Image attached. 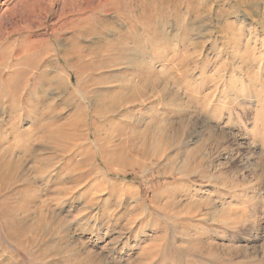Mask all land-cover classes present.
<instances>
[{
  "label": "rangeland",
  "instance_id": "obj_1",
  "mask_svg": "<svg viewBox=\"0 0 264 264\" xmlns=\"http://www.w3.org/2000/svg\"><path fill=\"white\" fill-rule=\"evenodd\" d=\"M138 53L146 77L129 63ZM140 78L165 82L177 100L138 89ZM19 99L21 129L9 135ZM189 115L228 145L209 147L184 176L191 142L170 127ZM0 120V164L21 158L14 173L0 171V264H73L54 238L37 243L38 231L33 243L7 241L6 217L32 220L42 208L49 232L63 219L108 264H136L167 229L157 205L174 199L232 211L186 220L214 252L187 255L176 230L143 264H264V0H0ZM176 156L181 164L168 165Z\"/></svg>",
  "mask_w": 264,
  "mask_h": 264
},
{
  "label": "bare ground",
  "instance_id": "obj_2",
  "mask_svg": "<svg viewBox=\"0 0 264 264\" xmlns=\"http://www.w3.org/2000/svg\"><path fill=\"white\" fill-rule=\"evenodd\" d=\"M199 19V18H197ZM202 29L201 27L198 29L200 30ZM198 38V37H197ZM201 40V39H200ZM205 45L206 42L203 41L201 42V45ZM199 46V45H198ZM194 47V46H193ZM195 49H197V46L195 45ZM245 52V51H244ZM199 53V52H197ZM195 54V53H193ZM198 55V54H197ZM236 55L238 58H240L243 62V65H241L240 67L242 68H245V65L247 66V62L244 60L245 59V56H240L242 55L240 53V51L236 50ZM196 57V56H195ZM141 53H138V56L135 57L134 59L130 57L129 59V62L131 65L135 64L138 66V70L137 71V75L138 74H144V76L146 77L147 75L145 74L146 69H145V65L148 66L149 64L144 62V61H141ZM249 60V58H247ZM240 60V61H241ZM49 67V66H48ZM130 67V66H129ZM250 70V69H249ZM245 71V70H244ZM55 72L52 68L48 70V73L46 74V76H51L52 73ZM57 76V75H56ZM143 76V75H142ZM49 78V77H47ZM55 78V77H54ZM149 78V77H148ZM46 79V78H45ZM144 79V78H143ZM56 80H57V77H56ZM150 80V79H149ZM156 79L154 78L152 81H148L146 82V80H143L140 78L139 79V86H136V87H139L138 89H142V87L146 88L145 86L148 84L150 89L160 95V97H163V96H166L171 103L175 102L177 99H176V93H174L173 91L171 92L168 87L166 86V83L164 82L163 84L161 83H157L155 81ZM46 81V80H45ZM160 81V80H159ZM45 83V82H44ZM17 90V89H16ZM18 92V91H17ZM126 96V95H125ZM133 98V97H132ZM139 98V97H138ZM166 98V99H167ZM178 102L179 103H182V99H178ZM49 103V102H48ZM114 104V103H113ZM112 104V105H113ZM121 104V103H120ZM32 105V104H31ZM183 106H188V104H182ZM37 108V106L35 105V109ZM112 108V106H111ZM116 108V107H115ZM115 108L113 107V111L115 110ZM111 109V110H112ZM23 109L21 108V111ZM105 111V110H104ZM20 112V111H19ZM7 113V112H6ZM106 113H109L107 110L105 111V114ZM9 115V114H8ZM20 115V114H19ZM100 115V114H99ZM103 115V114H102ZM22 116V115H21ZM97 116V115H96ZM101 117V116H100ZM195 117V116H194ZM193 116H190L189 115V118H185L184 120H182V123L179 124L178 128L175 129L173 126H171L170 128L171 129H174L176 130L174 133H173V138H176L178 140V142L180 143H183V141H189L191 142V149H189L187 151V154L186 156H182L184 157V160L182 161H179L182 163L181 165V169L180 171L182 172V174L184 176L188 175V174H194L195 171H197L198 169V165H197V162L198 161V158H202L203 156L207 155L208 153V148L211 147L213 148L214 150H217L219 151L220 149H224V148H227V145H228V142H227V137H228V134L225 133V132H222V131H219V130H215V128L211 125H209L208 123L202 121L200 118H194ZM22 118V117H20ZM24 118V117H23ZM18 120V116H16L15 118L12 117V120L13 121V124L11 126V128L8 130L9 132V135L13 132L14 130V127L16 126L17 128V133L18 131L20 130V127L18 128L16 121ZM18 122V121H17ZM6 123V122H5ZM9 124V123H8ZM75 124V122H74ZM4 126V125H3ZM9 128V127H8ZM79 128V127H78ZM58 129V128H57ZM60 129V128H59ZM171 132V131H170ZM16 133V132H15ZM3 134L2 132L0 133V135ZM8 134V133H7ZM68 134V133H67ZM75 134V133H74ZM167 134V133H166ZM165 133H162V135L164 136H167ZM161 135V136H162ZM3 136V135H2ZM51 136H52V133H51ZM50 136V138H51ZM44 139V138H43ZM54 139V138H53ZM61 139V138H60ZM160 139V138H159ZM188 139V140H186ZM47 140V139H45ZM57 140V139H56ZM55 140V141H56ZM161 140V139H160ZM175 140V139H174ZM176 140V141H177ZM49 141V140H48ZM51 141V140H50ZM168 141V140H167ZM173 141V140H171ZM175 141V142H176ZM44 142V141H43ZM42 142V143H43ZM170 142V140H169ZM48 143V142H47ZM50 143H53V140L52 142ZM60 144V143H59ZM63 144V143H62ZM164 144V143H163ZM166 144V143H165ZM164 144V145H165ZM178 144V143H177ZM41 145V144H40ZM39 145V146H40ZM55 146V144H53ZM52 145V146H53ZM157 145V144H156ZM169 145V144H168ZM244 146L246 145L243 141L240 140V142L238 143L237 146ZM38 145H35V147L32 148V151H34V153L36 152V149ZM44 146V145H43ZM158 146V145H157ZM171 146V144H170ZM64 147V146H63ZM172 147H174V145H172ZM229 147V146H228ZM248 147V146H247ZM42 148V147H41ZM49 148V147H48ZM177 148V147H176ZM63 149V148H62ZM161 149V148H160ZM169 149V148H168ZM44 151V150H43ZM46 151V150H45ZM146 151V150H145ZM42 153V151H40ZM48 152V150H47ZM212 152V151H211ZM145 153V152H144ZM186 153V152H185ZM31 155V154H30ZM144 155V154H143ZM146 155V154H145ZM148 155V154H147ZM178 155V154H176ZM183 155V154H182ZM52 157V156H51ZM252 157V156H251ZM250 157V158H251ZM89 158V157H88ZM88 158H86L88 160ZM20 157L19 158H10V159H7L5 160L4 162L1 161V164H0V171H4L5 173L7 172H15L17 170V168L21 165L20 162ZM86 159L84 160H80L77 164V166H79L80 168L85 166V163H86ZM161 159V157H160ZM180 158H178L176 156V158H173V159H170L169 162H168V165L169 163L172 164V166L175 165V163L177 164H181V163H178L177 161L179 160ZM10 160H13L12 162H10ZM155 160V159H154ZM158 160V159H157ZM38 163V162H37ZM48 164V162H47ZM88 164V163H87ZM40 165V164H39ZM43 166V165H42ZM30 168V167H29ZM31 169V168H30ZM29 169H27L28 171ZM49 170V169H48ZM179 171V170H178ZM13 172V173H14ZM19 173V172H18ZM24 174V172H23ZM179 174V173H178ZM181 174V173H180ZM170 175V174H169ZM1 176V175H0ZM12 176V174H11ZM27 176V175H26ZM32 176V175H31ZM174 177V176H173ZM13 179V177H12ZM27 179V177H26ZM25 180V179H24ZM13 181V180H12ZM216 182V181H215ZM215 182H210L211 184H217ZM14 185V184H13ZM62 189V190H61ZM61 192L64 190V187L61 188ZM70 190V189H69ZM100 191V190H99ZM61 192H59V194H61ZM66 192H70V191H66ZM65 192V193H66ZM72 193V192H71ZM64 195V194H63ZM99 196V195H98ZM96 197V196H95ZM93 198L91 200V204L89 205L90 208H92L93 206L95 207L96 206V203L95 201L96 198ZM100 197V196H99ZM101 198V197H100ZM204 199V198H203ZM205 203L204 201H189V199H179L178 201L177 200H172V201H167V202H164L162 204H159L157 205V218L156 220L162 222L165 224V226H167V229L166 231L158 236L156 239H154L153 243L147 248L146 247V250H144L145 252L143 253V256H141L140 260L136 263V264H143V263H150L154 260L155 256L157 255V253H154L155 250L159 249L160 247V243L165 240L166 238V242H167V235L169 233H171L173 235V237L175 238L176 236H180L177 234V231H179V233L181 234V237H180V241L182 240L181 244H179L180 248L183 250V252H185L187 255L189 254V252L191 251H195V252H199L201 251L200 248H198V245H205L208 249V251H211L213 250L212 246L210 243L207 244L208 242H205L203 240L202 237H200V235H198V231L194 230L193 233L192 231L189 230L188 226H187V223H186V220L187 218L190 217V219H193L194 218V215L198 214L199 219L201 220H206V221H210L212 223H214V221L216 220L217 217H220V216H224V217H227L229 215V212L232 211V209H228V208H224V207H221L219 205H217L216 203H211L210 205V208L206 210V212L203 213V208L205 206ZM137 205V204H136ZM139 206V205H138ZM33 207V206H32ZM40 207V206H39ZM38 207V208H39ZM43 207V206H41ZM40 207V208H41ZM21 209V208H20ZM37 210V209H36ZM40 209V214L37 213L38 215H36L35 213L33 215H36L35 216V219H32V220H29V219H21V217L19 219H16L15 222L14 219L13 221L11 222L10 220L8 221L6 218H5V222L3 221L4 223V226H7V228H5L6 230L8 229V231L10 232V235L8 233L7 235V241H9L11 244L15 245L16 243L14 242H17L19 244L17 245H22L23 242L25 241H29L30 243H33L35 240V238L33 237L34 235H36L35 232H40L41 236L39 235L40 239L37 240L38 242L37 243H40L39 241H43L45 240V238L48 237V239H51V238H54L57 243H60L59 245H61V247L63 248L64 252L70 254L73 256L74 258V261L71 262L73 264H108L100 254L96 253V252H93V251H90V250H87L86 246L80 242L76 237H74V235H72V237L68 236L66 234V232H68L70 230V224L63 220V219H60L58 218L59 220H56V226L54 227V230L52 232H49V225L51 224L49 221L52 222V220L44 213L42 212ZM148 210V209H147ZM229 211V212H228ZM200 214V215H199ZM24 215V214H23ZM28 215V214H26ZM32 215V216H33ZM25 216V215H24ZM30 216V215H29ZM31 216V217H32ZM4 217V216H2ZM23 217V216H22ZM133 217V216H132ZM12 219V218H11ZM218 219V218H217ZM222 219V218H221ZM220 219V220H221ZM135 220V219H134ZM137 220V218H136ZM224 220V218H223ZM132 221V220H131ZM130 221V222H131ZM219 222V221H218ZM2 223V222H1ZM135 223V222H134ZM159 223V222H158ZM2 226V225H1ZM131 226V225H130ZM157 226V225H156ZM162 226V225H161ZM65 227V228H64ZM106 227V226H105ZM158 228V226L156 227ZM10 229V230H9ZM159 229V228H158ZM191 229V228H190ZM195 229V228H193ZM1 230V228H0ZM3 230V229H2ZM14 230V231H13ZM177 230V231H176ZM192 230V229H191ZM5 231V230H4ZM7 231V232H8ZM124 231V230H123ZM6 232V231H5ZM35 233V234H34ZM5 234V233H4ZM39 234V233H38ZM70 235V234H69ZM38 236V235H37ZM66 236H68V241L66 243H61L62 241H64L66 238ZM19 237V238H18ZM22 240H21V239ZM119 238V237H118ZM173 238V240H174ZM21 241H20V240ZM179 240V239H178ZM177 240V241H178ZM179 241V242H180ZM205 243H204V242ZM118 242V241H117ZM204 243V244H203ZM16 245V247H17ZM214 245V244H213ZM57 246V245H56ZM204 246V247H205ZM209 246V247H208ZM217 247V246H216ZM23 248V247H22ZM60 249V248H59ZM200 249V250H199ZM17 250V249H16ZM15 250V251H16ZM62 250V249H61ZM158 251V250H157ZM219 251V250H218ZM227 251V250H226ZM214 252V250H213ZM233 252V251H232ZM200 253V252H199ZM60 254V253H59ZM208 255L210 257H213L211 256L210 253H208ZM228 255V254H227ZM249 256V255H248ZM216 257V256H215ZM220 257V256H217V258ZM222 257V256H221ZM42 258V257H41ZM35 259V258H34ZM131 260V259H130ZM133 261V260H132Z\"/></svg>",
  "mask_w": 264,
  "mask_h": 264
},
{
  "label": "crops",
  "instance_id": "obj_3",
  "mask_svg": "<svg viewBox=\"0 0 264 264\" xmlns=\"http://www.w3.org/2000/svg\"><path fill=\"white\" fill-rule=\"evenodd\" d=\"M128 60V59H127ZM130 63V62H129ZM131 65V64H130ZM133 65H131V67H132ZM130 67V68H131ZM128 69H129V67H127ZM47 73H48V71H46ZM17 96H18V94H17ZM15 100H13V103H12V105H10V107H9V111L7 110V112H8V114H7V116H8V120L7 121H9V118L10 117H13V118H15L16 116H18V118H19V120L21 119L20 117H21V100L19 99L17 102V104L14 102ZM19 107L17 110H16V108L15 107ZM17 111V112H16ZM20 111V112H19ZM6 113V110L5 111H3L2 112V114L4 115ZM20 114V115H19ZM2 121V122H1ZM0 122H1V124L3 123V128H6V124H8L5 120H0ZM6 122V123H5ZM22 123V122H21ZM20 129H21V127H20ZM20 131V130H19ZM18 131V132H19ZM6 132V130H4V133ZM9 133V132H8Z\"/></svg>",
  "mask_w": 264,
  "mask_h": 264
}]
</instances>
